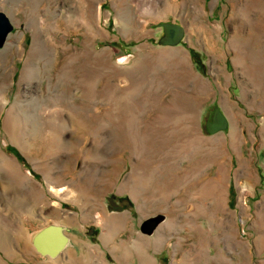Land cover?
<instances>
[{"label": "rangeland", "instance_id": "rangeland-1", "mask_svg": "<svg viewBox=\"0 0 264 264\" xmlns=\"http://www.w3.org/2000/svg\"><path fill=\"white\" fill-rule=\"evenodd\" d=\"M0 12L13 25L0 134L23 160L48 159L52 190L71 193L54 211H128L116 264H143L146 249V264H264V0H0ZM160 23L182 24L184 42L158 45ZM214 106L228 128L209 134ZM155 160L175 163L157 174Z\"/></svg>", "mask_w": 264, "mask_h": 264}, {"label": "crops", "instance_id": "crops-1", "mask_svg": "<svg viewBox=\"0 0 264 264\" xmlns=\"http://www.w3.org/2000/svg\"><path fill=\"white\" fill-rule=\"evenodd\" d=\"M19 145L17 141L15 144L13 140H5L0 134V264H116V259L125 261L127 257L122 253L126 245L131 244L127 241L131 231L128 224L131 215L126 216L128 211H110L106 205H100L98 210L92 209L93 214L88 219L86 214H74L67 210L69 208L54 211L53 197L70 196L71 193L54 192L51 181L54 175L48 159L23 160L17 150ZM152 163L157 174H164L166 170H172L169 164L174 165L175 162L168 161V167L156 160L148 161L147 165ZM156 164L161 166L156 167ZM178 166L181 169L187 163L184 161ZM177 194L180 192L167 193ZM131 203V209L135 208L136 202ZM85 212L84 209L82 213ZM117 216H122L120 226ZM91 218L94 234L83 235ZM53 231L66 240V245L56 255L39 252L36 240ZM132 238L130 235L128 239ZM52 241V237L47 239V242ZM118 244L120 254L117 253ZM70 246L78 251L74 254L68 252ZM99 248L102 251L98 252ZM143 254V264H146L149 262V251L146 249ZM112 257L116 259L112 260ZM129 259L134 261L135 257Z\"/></svg>", "mask_w": 264, "mask_h": 264}, {"label": "water", "instance_id": "water-1", "mask_svg": "<svg viewBox=\"0 0 264 264\" xmlns=\"http://www.w3.org/2000/svg\"><path fill=\"white\" fill-rule=\"evenodd\" d=\"M157 27L161 28L163 33L162 37L157 42L158 45L174 47L184 42L186 30L182 24L160 23ZM12 30L13 25L9 21L8 17L4 13L0 12V49L4 47ZM210 111H212L211 120L205 123L207 133L216 134L226 130L228 128V121L222 114L221 110L217 106H214L210 109ZM108 202L110 203V206L113 207L111 209H119L112 198H108ZM164 220V215L157 214L156 216L145 219L140 224L139 230L142 234L151 236L157 226ZM90 233L92 234V232ZM49 237L53 238L52 242H47ZM65 245L66 240L57 231L46 233L44 237L42 236L40 239L36 240V247L38 251L48 255H56Z\"/></svg>", "mask_w": 264, "mask_h": 264}, {"label": "flooded vegetation", "instance_id": "flooded-vegetation-1", "mask_svg": "<svg viewBox=\"0 0 264 264\" xmlns=\"http://www.w3.org/2000/svg\"><path fill=\"white\" fill-rule=\"evenodd\" d=\"M160 29H161V28H160ZM161 31H162V29H161ZM211 116H212V111L208 112V115H207L208 119H207L206 122H209V121L211 120ZM205 118H206V117H205ZM206 122H205V123H206Z\"/></svg>", "mask_w": 264, "mask_h": 264}, {"label": "bare ground", "instance_id": "bare-ground-1", "mask_svg": "<svg viewBox=\"0 0 264 264\" xmlns=\"http://www.w3.org/2000/svg\"><path fill=\"white\" fill-rule=\"evenodd\" d=\"M35 244H36V242H35Z\"/></svg>", "mask_w": 264, "mask_h": 264}]
</instances>
